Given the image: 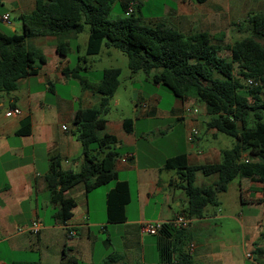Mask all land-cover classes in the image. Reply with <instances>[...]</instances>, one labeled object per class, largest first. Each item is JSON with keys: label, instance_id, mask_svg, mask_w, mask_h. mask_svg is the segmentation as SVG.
Instances as JSON below:
<instances>
[{"label": "crops", "instance_id": "obj_1", "mask_svg": "<svg viewBox=\"0 0 264 264\" xmlns=\"http://www.w3.org/2000/svg\"><path fill=\"white\" fill-rule=\"evenodd\" d=\"M0 1V16L8 13L21 24L19 16L30 14L36 0ZM175 2L174 12L160 23L185 36L199 32L215 35L218 23L229 16V13L219 15L220 6L212 10L199 8L209 0L202 4L194 0ZM228 21L229 24L230 16ZM39 39L37 45L46 62L40 65L36 75L19 79L14 91L0 93V264H52L53 261L54 264H95L97 259L103 264L110 255L97 252L96 229L110 227L119 246L117 251L113 250L118 253L110 256L120 258L116 264H161L156 243L151 241L155 236L143 235L141 224L156 220L169 222L187 205L176 171L163 169L164 162L185 154L189 166L217 164L221 150L229 148L218 145V132L207 127L209 118L197 101H181L173 95L170 109H160V95H148L141 86L134 91L137 100L131 132L124 130L122 122L129 117L122 115L114 121L104 118L105 130L100 133L115 136L121 150L114 169L118 180L128 185L125 221L108 223L107 220L106 195L113 183L107 184L99 205L93 207L88 197L95 189L86 192L84 184L79 183L64 192V198L74 200L76 205L70 219L62 224L56 217L58 205L50 202L45 178L51 160L56 157L62 170L79 171L82 148L73 117L78 109L97 107L99 98L64 74L69 65L56 53L55 37ZM86 42L87 39L85 46ZM73 90L79 94L75 95ZM113 104L118 107V99L114 98ZM11 108H18L20 115L6 117ZM156 119L168 122L155 123ZM140 121L144 122L142 127ZM205 135L213 140H207ZM214 181V176L196 173L194 184L210 185ZM233 185L236 195L232 211L218 198L216 206L204 208L201 218L189 219L185 228L189 239L182 249L194 264H264V230L260 228L264 220V204L260 202L262 185L235 178L226 192ZM33 220L42 225L35 238L19 232L20 226L26 227ZM70 230L75 232L74 237L68 236ZM111 237L108 230L104 245ZM33 254H38V261L32 260Z\"/></svg>", "mask_w": 264, "mask_h": 264}, {"label": "trees", "instance_id": "obj_2", "mask_svg": "<svg viewBox=\"0 0 264 264\" xmlns=\"http://www.w3.org/2000/svg\"><path fill=\"white\" fill-rule=\"evenodd\" d=\"M114 2L36 0L30 14L19 16L20 33L0 25V93L14 91L19 79L36 75L46 62L42 51L26 44V40L55 37L56 53L65 57L71 37L87 26L86 55L99 54L102 46L120 50L127 56L132 73L143 71L153 84L163 85L181 101L202 102L209 118L207 127L235 140L231 148L221 150L217 164L189 166L185 154L164 162L163 169L176 171L186 196L187 205L180 215L201 218L204 208L216 206L218 195L226 192L235 178L259 182L263 194L260 202L264 204V13L250 14L246 19L249 35L229 44L224 42L223 32L185 36L164 23L145 25L134 10L126 15L129 4L122 5L123 16L109 19ZM194 2L202 4L206 0ZM76 72L77 68H72L64 74L97 94L99 101L95 108L78 109L73 117L82 148L79 171L62 170L59 158L51 160L45 178L50 202L58 205L56 217L64 224L76 205L74 200L64 198L65 191L79 183L84 184L86 192L113 183L106 195L107 220L123 222L124 205L129 201L128 185L118 180L114 169L121 150L115 136L100 135L106 124L103 115L119 86L120 69H104L98 81ZM247 79H253L256 85H248L250 89L244 92L242 82ZM122 124L126 132H131L132 120L124 119ZM196 173L214 176L215 181L196 186ZM155 238L159 263L194 264L182 249L189 239L186 229L166 222ZM119 260L108 257L103 264H116Z\"/></svg>", "mask_w": 264, "mask_h": 264}, {"label": "rangeland", "instance_id": "obj_3", "mask_svg": "<svg viewBox=\"0 0 264 264\" xmlns=\"http://www.w3.org/2000/svg\"><path fill=\"white\" fill-rule=\"evenodd\" d=\"M132 5V8L134 10V14L136 16H139L141 18V21L145 25H153L158 22L162 21V18L165 17L169 13H173L175 10L176 2L175 0H115L112 10L109 14V19H115L117 17H121L125 14L124 10L122 9V5ZM199 8H205L212 10V8L220 6L224 10L222 11V8L220 10L219 15L228 14L230 16V23L228 24L229 16L227 15L225 20L220 24L218 23L217 33H225V43L232 44L236 40H240L243 37H246L249 35V27L246 22L247 17L250 14L254 13H264V0H209V3H207L204 7L200 5ZM227 8L229 10L227 11ZM2 9L0 8V13ZM10 22L12 23V26L7 27L9 30L16 33L21 32V24L18 20V18L14 17L13 15L10 17ZM0 25L5 26L1 21ZM88 34V27L85 26L83 32L77 35V39H71L69 40L70 45V51L66 54V57L63 58V60L67 61L69 65V69L77 68L76 75L79 76H86L88 79L94 81L99 80L102 74L103 69L107 68H119L120 69V75L118 77L119 80V86L115 92L114 97H112L109 100V109L106 114L103 115L104 118L109 120H117L122 115H125L124 117H129L126 119H133V115L135 112V105L134 102L137 100L136 95L134 91L139 89L142 86V89L144 90V93L151 95L153 93H157L161 97V101L159 104L160 109H170V106L172 105V97L173 94L169 89L166 87H163V85H156L153 84L149 77L143 72V71H137L136 73H132L127 65V56L122 53L120 50L115 49L113 47H106L102 46L100 53L97 55H86L85 54V39H87ZM39 38H33L26 40V44L33 46L37 49V41H39ZM79 45V48L76 50V46ZM80 57V59H78ZM70 76V75H67ZM244 86V92L249 90V86L246 84L245 81L242 82ZM155 86H158L160 91H156L154 88ZM75 95H78L79 92L77 90L72 91ZM172 94V95H171ZM262 97V94L260 95ZM51 99L53 97H50ZM114 98L118 99L119 105L118 107H114L113 101ZM264 98V96L262 97ZM197 106H199L201 109H203L204 104L200 101L197 102ZM207 117V115H206ZM157 122H168L166 120H159L156 119L154 121ZM144 122H139V127H142ZM207 140L212 141L213 139L211 137H205ZM235 140L227 136L223 133H218V145H220L223 148H231L234 144ZM171 172H175L172 170ZM107 185H103L99 188H96L94 190V193H90L88 200L90 205L98 206L100 203V196H102L104 192V188H106ZM236 195V187L233 185L226 193H221L218 198L219 201L224 202L227 207L231 210V205L233 204L235 200ZM234 209V208H233ZM52 211L54 212V209L52 208ZM232 211V210H231ZM49 225V224H46ZM107 227V226H106ZM110 227V226H109ZM20 228H24V226H20ZM264 230V220L262 222L261 227ZM111 231L112 237L111 241H108L104 245V241L106 240L107 232ZM96 231L99 234V241L96 243V249L97 252L107 254V255H116L115 253L118 249L117 239L115 236V233L113 231V228L110 227V229L106 228H97ZM29 234V233H28ZM29 236L35 238L36 235L29 234ZM75 236V232L73 237ZM151 241H153V244L156 243V238L151 237ZM116 251H113L115 250ZM109 256V257H110ZM157 256V254H156ZM117 257V256H114ZM32 260L38 261V254L32 255ZM98 260V259H97ZM97 260L93 263L99 264ZM54 264V261L52 262ZM56 264H66V263H58ZM83 264V263H78Z\"/></svg>", "mask_w": 264, "mask_h": 264}, {"label": "built area", "instance_id": "obj_4", "mask_svg": "<svg viewBox=\"0 0 264 264\" xmlns=\"http://www.w3.org/2000/svg\"><path fill=\"white\" fill-rule=\"evenodd\" d=\"M133 11L132 5L130 4L129 7L126 10V15L131 14ZM0 21L7 27H10L11 22H10V15L8 13H4L0 16ZM246 84L249 86H255L256 82L253 79H247ZM196 112V110H195ZM20 110L18 108H11L9 109L6 113L5 116L6 117H12V116H18L20 115ZM196 131H193V134H196ZM168 224H171L174 227L177 228H181V229H185L187 228L188 224H189V219L178 215L176 216L173 220L167 222ZM166 222H162V221H145L141 224L140 227V231L143 235H148V236H155L158 231L162 228L163 225H165ZM42 229V225L37 221V220H33L30 225L24 227V228H20L19 232H25V233H29L32 235H37L40 230ZM74 232L72 230L68 231V236L69 237H73ZM249 257V255L247 256Z\"/></svg>", "mask_w": 264, "mask_h": 264}]
</instances>
